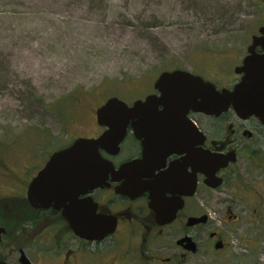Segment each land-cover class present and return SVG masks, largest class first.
Returning <instances> with one entry per match:
<instances>
[{
  "label": "rangeland",
  "instance_id": "obj_1",
  "mask_svg": "<svg viewBox=\"0 0 264 264\" xmlns=\"http://www.w3.org/2000/svg\"><path fill=\"white\" fill-rule=\"evenodd\" d=\"M260 25L264 0H0V217L10 231L19 221L5 199L24 195L42 156L92 135L95 110L108 97L130 104L176 68L221 85ZM235 190L224 185L205 203L215 220L209 208L236 198L240 220L222 228L229 248H200L168 264H264V198ZM55 238L47 249L50 235L39 233L24 251L35 264H126L120 249H78L69 238L59 244L74 253L62 258ZM21 240H3L0 249ZM150 251L167 257L180 249Z\"/></svg>",
  "mask_w": 264,
  "mask_h": 264
},
{
  "label": "flooded vegetation",
  "instance_id": "obj_2",
  "mask_svg": "<svg viewBox=\"0 0 264 264\" xmlns=\"http://www.w3.org/2000/svg\"><path fill=\"white\" fill-rule=\"evenodd\" d=\"M261 26L264 25L259 27ZM259 27L257 32L251 35L248 46L253 36H260ZM254 52L263 54L264 47L257 45ZM243 58L238 65L242 63ZM241 75L234 72V76L223 84L213 83L217 89L231 90L240 80ZM149 94L160 95L152 84V89L142 98L137 99H144ZM137 99L128 104L132 105ZM157 109L161 110L162 106L158 105ZM161 120L134 117L130 119L119 144V151L115 155L100 150L101 155L112 162L115 171L108 174L102 185L86 189L77 196L79 200L92 201L97 213L114 218V230L99 240H87L76 236L62 215V208L31 206L26 197V190L30 180L44 167L54 151L66 147L78 137H97L105 127L98 125L95 118L96 129L92 135L77 136L69 144L42 156V162L38 167L41 166L37 167L26 185L24 195L20 197L19 202L22 205L15 213L19 221L18 228L15 232L9 231L11 236L9 235L10 240H7L10 242L14 238L20 240L22 238L23 243L21 240L20 244L11 245L12 249L7 252L5 249H0V262L21 264L19 258L23 252L30 263L35 264L24 249L29 243H32L31 245L38 243H35V239L39 233L50 235L51 240L47 249L52 248V241L57 234L58 239H55L60 249H66L61 248L59 244L66 238L78 241V249L88 247L91 249L103 247L109 251L120 249L122 253L120 257L123 258L125 255L126 259L123 258V262L126 264H147L146 260L168 264L175 262V256L179 255L183 258L189 253L198 252L200 248L214 249L215 253L228 249L230 242L222 228L225 229L226 220L230 223L240 220L234 210L236 198L229 196L220 199L217 201L218 208H209L217 214L215 220L207 210L209 205L205 203L213 201L215 192L224 185L228 187L229 194L233 192L236 195L237 188L243 191L252 189L256 196L264 198V111L257 115L241 116L232 106L219 114L188 110L185 118L171 119L172 123L182 124L179 130L184 142L177 151L169 152H165L163 147L165 145L172 148L170 144H163L158 140L162 139L164 132L171 133L174 129L160 128L156 124ZM143 141H146L145 156ZM216 158H224L226 164L216 171V176L222 179L221 184L212 187L205 181L206 176L200 172V168L201 166L210 168L212 163L216 162ZM128 162L138 165L121 171L120 167ZM259 185L262 186V190L258 188ZM188 187L191 193L188 192ZM232 188L235 189L232 191ZM163 209L168 211L166 217L158 214ZM202 216L205 218L203 222L200 220L190 222L193 218L199 219ZM28 233L32 235L30 238L26 235ZM4 234L0 243L3 240L4 243L7 242L3 238ZM4 243L2 242L1 245ZM216 243L221 247L216 248ZM190 245L194 246L195 252L188 250L191 249ZM151 249H180V251L176 255L162 257L157 253L151 254ZM73 253L72 249H66L59 252V255L69 259ZM83 253H79L81 258ZM130 255L134 260H129ZM138 257H143L142 260L145 261H137Z\"/></svg>",
  "mask_w": 264,
  "mask_h": 264
},
{
  "label": "water",
  "instance_id": "obj_3",
  "mask_svg": "<svg viewBox=\"0 0 264 264\" xmlns=\"http://www.w3.org/2000/svg\"><path fill=\"white\" fill-rule=\"evenodd\" d=\"M260 36H253L248 46V53L242 63L234 67L236 74H242L233 88L217 89L215 84L203 79L187 69L176 68L164 70L156 77L153 83L160 95L149 94L144 99L135 100L129 105L117 96L108 97L95 110L96 122L104 126L105 130L97 137H78L69 145L54 151L44 167L30 180L26 197L33 207L47 208L52 206L62 208V215L68 222L73 233L87 240H99L114 230L115 220L110 216L97 213L95 204L88 200L77 198L78 194L105 183L108 174L114 173L112 162L103 157L100 150L110 155L119 151V144L123 139L130 119L158 118V126L173 128L174 131L164 132L158 141L170 144L165 152L177 151L184 142L180 137L182 124L172 123L171 119L185 118L188 110L206 114H219L232 106L241 116L259 114L264 111V53L256 54L257 45L264 47V26L258 29ZM162 109L158 110L157 106ZM160 133V132H159ZM143 154L145 144L143 141ZM203 158V157H201ZM202 161V160H201ZM209 167L200 168L205 174V181L212 187L219 186L222 179L216 176L219 167L225 166L224 158H216V162ZM134 165L128 162L120 167L126 170ZM188 192L191 189L188 187ZM159 215L166 217L168 211L161 210ZM204 216L190 220L204 221ZM170 220V219H168ZM5 233V227L0 225V241ZM215 247H221L219 243ZM191 252H195L190 245ZM21 264H31L22 252L19 258ZM0 264H10L1 261Z\"/></svg>",
  "mask_w": 264,
  "mask_h": 264
},
{
  "label": "trees",
  "instance_id": "obj_4",
  "mask_svg": "<svg viewBox=\"0 0 264 264\" xmlns=\"http://www.w3.org/2000/svg\"><path fill=\"white\" fill-rule=\"evenodd\" d=\"M6 202L5 204L7 203L6 207L9 206V208H7L8 212H10L11 214H15L16 211L20 208V206L22 205V203H20V198H12V199H9V198H6L5 199ZM2 201V200H1ZM1 204V202H0ZM1 209V208H0ZM0 224L5 226L6 227V234H4L3 238L7 241L10 240V229L13 230L14 228H10L9 227V224H8V221L7 220H4L0 217Z\"/></svg>",
  "mask_w": 264,
  "mask_h": 264
}]
</instances>
